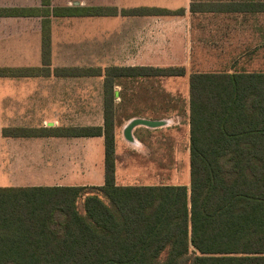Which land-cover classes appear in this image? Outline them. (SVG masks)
I'll return each instance as SVG.
<instances>
[{"label": "crops", "instance_id": "crops-1", "mask_svg": "<svg viewBox=\"0 0 264 264\" xmlns=\"http://www.w3.org/2000/svg\"><path fill=\"white\" fill-rule=\"evenodd\" d=\"M67 7L117 13L52 14V73L0 78L8 80L0 81V187L104 184V136L72 137L65 131L103 128L104 77L53 74L83 67L71 64L79 58L98 60L87 68L104 70H184L181 76L122 77L112 88L116 184L182 186L181 160L182 170H190V76L264 73V0H51V10ZM29 8H42L41 0H0V12ZM142 8L173 15L141 14ZM42 20L0 14V68L42 67ZM73 26L84 27L76 40H83L85 58L71 57ZM12 128L33 131H1Z\"/></svg>", "mask_w": 264, "mask_h": 264}, {"label": "trees", "instance_id": "trees-1", "mask_svg": "<svg viewBox=\"0 0 264 264\" xmlns=\"http://www.w3.org/2000/svg\"><path fill=\"white\" fill-rule=\"evenodd\" d=\"M41 2L42 8L0 14L43 18L42 67L0 68V78L52 73V14L117 13L88 7L51 10V0ZM140 11L173 15L168 10ZM53 74L104 77L103 128L65 131L72 137L104 136L105 182L0 187V264H264V73L190 76L188 187L116 184L112 91L118 78L181 76L184 70L62 68Z\"/></svg>", "mask_w": 264, "mask_h": 264}, {"label": "rangeland", "instance_id": "rangeland-1", "mask_svg": "<svg viewBox=\"0 0 264 264\" xmlns=\"http://www.w3.org/2000/svg\"><path fill=\"white\" fill-rule=\"evenodd\" d=\"M144 9H147V8H142L140 10H144ZM141 12H143V11H140V13ZM141 14H147V13L146 12H143ZM83 29H84V27H74L73 26L71 28V39L72 40L73 39L76 40L77 38H82V36H83ZM75 40L71 41V44H73L75 46L73 48V50L71 51V57H76V56L77 57H80L81 55H83V57L85 58L84 54L82 53V48L84 46L83 40H82V42H80V40H76V41ZM97 61L91 60L89 62H86V60H82V59L79 58V59H76V60H72L71 61V64H73V65H81L83 67L71 66V68H84V69H87V65L89 66V64H96ZM41 62H42V58H41ZM88 68L104 70L102 67H96L95 65H93V67H88ZM154 77H160V76H154ZM0 81H8V80L7 79H0ZM126 81H129L128 78L126 79ZM126 114H128V113H124V117H126ZM121 115L123 116L122 111H121ZM0 125H2V124H0ZM182 163H183V161L181 160V168H180L181 170H180V172H178L179 173V177H180V180L179 181H181V183L184 186H187L188 187L190 185V170H189V168L187 166H186V169L182 170V168H183Z\"/></svg>", "mask_w": 264, "mask_h": 264}]
</instances>
